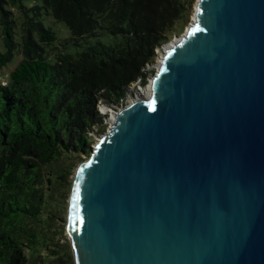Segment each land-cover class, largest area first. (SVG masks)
<instances>
[{
    "label": "water",
    "instance_id": "obj_1",
    "mask_svg": "<svg viewBox=\"0 0 264 264\" xmlns=\"http://www.w3.org/2000/svg\"><path fill=\"white\" fill-rule=\"evenodd\" d=\"M160 51L77 168L74 263L264 264V0H198Z\"/></svg>",
    "mask_w": 264,
    "mask_h": 264
},
{
    "label": "trees",
    "instance_id": "obj_2",
    "mask_svg": "<svg viewBox=\"0 0 264 264\" xmlns=\"http://www.w3.org/2000/svg\"><path fill=\"white\" fill-rule=\"evenodd\" d=\"M197 0H0V264H75L53 242L102 106L145 86ZM52 24L64 27L56 31ZM66 233V227H62Z\"/></svg>",
    "mask_w": 264,
    "mask_h": 264
},
{
    "label": "rangeland",
    "instance_id": "obj_3",
    "mask_svg": "<svg viewBox=\"0 0 264 264\" xmlns=\"http://www.w3.org/2000/svg\"><path fill=\"white\" fill-rule=\"evenodd\" d=\"M195 7H196V5H195ZM195 7H194V11L192 13V16L190 18V22L194 19ZM52 25H53V27L55 28L56 31L58 30V28L64 27V25H62V24H52ZM5 51H6V49H5V46H4V43H3L2 34H1V28H0V53L3 54V53H5ZM160 55H161V51L159 50L157 52V56L158 57L156 59V62L160 61ZM15 66H16V63H11L7 67H4L2 70H0V85L4 81V78L8 77L9 73L14 69ZM147 71L151 72V74L148 76L147 84L145 86L136 84V85H133L131 87V89L126 90L125 99L119 105H121V106L122 105H126L131 99H135L136 98L137 93L147 92V90L150 88L151 79L154 77V75L156 73V69H154V68H152V66H150V67L147 68ZM115 111H117V110L114 109L113 107L102 106L100 108V113L103 115V121H102L101 125L99 124L98 126H96L95 130L99 131L102 127H104L105 130H104L103 134L106 133L108 131V129L112 126L113 113ZM102 135H94L93 136L94 138H93V142L91 144V148L92 149L94 148V145L97 142L98 138L100 136H102ZM87 160H88V158H85V160L83 162H85ZM78 166L76 167L73 175L70 177L72 182H74V178H75V174H76ZM69 198H70V195H69ZM68 202H69V200H68ZM67 215H68V212H66L65 214H61L59 216L60 220H57V224L54 225V226H57V232L55 234H52L53 242H58L59 241V243L62 244V243H65L66 240H68L67 234L66 233H64V234L62 233V227H66Z\"/></svg>",
    "mask_w": 264,
    "mask_h": 264
},
{
    "label": "bare ground",
    "instance_id": "obj_4",
    "mask_svg": "<svg viewBox=\"0 0 264 264\" xmlns=\"http://www.w3.org/2000/svg\"><path fill=\"white\" fill-rule=\"evenodd\" d=\"M142 94V96H144V97H149L150 96V94H151V90H150V88L147 90V92H143V93H141ZM113 121H115V116H114V114H113V119H112Z\"/></svg>",
    "mask_w": 264,
    "mask_h": 264
},
{
    "label": "built area",
    "instance_id": "obj_5",
    "mask_svg": "<svg viewBox=\"0 0 264 264\" xmlns=\"http://www.w3.org/2000/svg\"><path fill=\"white\" fill-rule=\"evenodd\" d=\"M7 84V82L4 80L3 82H2V85H6Z\"/></svg>",
    "mask_w": 264,
    "mask_h": 264
}]
</instances>
